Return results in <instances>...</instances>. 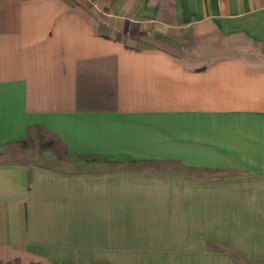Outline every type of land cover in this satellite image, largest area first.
I'll return each instance as SVG.
<instances>
[{
  "label": "crops",
  "instance_id": "1",
  "mask_svg": "<svg viewBox=\"0 0 264 264\" xmlns=\"http://www.w3.org/2000/svg\"><path fill=\"white\" fill-rule=\"evenodd\" d=\"M15 256L264 264V0H0Z\"/></svg>",
  "mask_w": 264,
  "mask_h": 264
},
{
  "label": "rangeland",
  "instance_id": "2",
  "mask_svg": "<svg viewBox=\"0 0 264 264\" xmlns=\"http://www.w3.org/2000/svg\"><path fill=\"white\" fill-rule=\"evenodd\" d=\"M216 44H218V43H216ZM216 47L217 48L219 47L220 49H215L214 51H212V53L209 55L210 59L221 58V57H225V56L232 54V52H230L227 48H221L224 46L216 45ZM230 50H232V49H230ZM16 260H19L20 264H28L30 262L38 263V262L33 261V260H31L25 256H15L13 258L11 257V258H8L7 260H0V261L5 263V262H13Z\"/></svg>",
  "mask_w": 264,
  "mask_h": 264
},
{
  "label": "trees",
  "instance_id": "3",
  "mask_svg": "<svg viewBox=\"0 0 264 264\" xmlns=\"http://www.w3.org/2000/svg\"><path fill=\"white\" fill-rule=\"evenodd\" d=\"M97 0H87V2L92 5L93 3H95ZM0 264H20L19 260H16V261H13V262H1L0 261ZM28 264H41V263H35V262H30Z\"/></svg>",
  "mask_w": 264,
  "mask_h": 264
}]
</instances>
